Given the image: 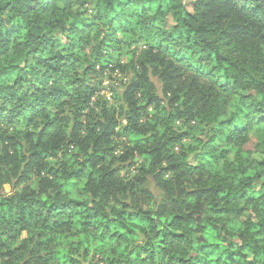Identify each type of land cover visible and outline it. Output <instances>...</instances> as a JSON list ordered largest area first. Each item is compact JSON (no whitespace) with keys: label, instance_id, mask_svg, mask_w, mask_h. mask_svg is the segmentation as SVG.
<instances>
[{"label":"trees","instance_id":"obj_1","mask_svg":"<svg viewBox=\"0 0 264 264\" xmlns=\"http://www.w3.org/2000/svg\"><path fill=\"white\" fill-rule=\"evenodd\" d=\"M0 264H264V0H0Z\"/></svg>","mask_w":264,"mask_h":264},{"label":"rangeland","instance_id":"obj_2","mask_svg":"<svg viewBox=\"0 0 264 264\" xmlns=\"http://www.w3.org/2000/svg\"><path fill=\"white\" fill-rule=\"evenodd\" d=\"M121 63L122 64H125V59H123L122 61H121ZM108 74H109V72H107L106 74H105V76H104V81H103V88H104V92H103V94H105L106 96H107V98H109L110 97V94H109V89H110V87L109 86H111L112 84H110L111 82H113V81H115V80H117L118 78H119V76L118 75H115V74H112L111 75V78H108ZM109 79V80H108ZM155 84H156V86H157V88L159 87V85L155 82ZM253 143H254V141H251V144H249L248 146H247V148H249V149H253ZM122 148H123V146H120V148H119V150H118V152H120V151H122ZM130 172H135V170L132 168V169H130ZM150 187H152L151 185H150ZM5 191L6 192H9V187L8 186H5Z\"/></svg>","mask_w":264,"mask_h":264}]
</instances>
